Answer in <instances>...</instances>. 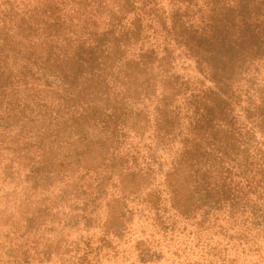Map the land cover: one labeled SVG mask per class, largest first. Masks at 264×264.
<instances>
[{"label": "trees", "instance_id": "16d2710c", "mask_svg": "<svg viewBox=\"0 0 264 264\" xmlns=\"http://www.w3.org/2000/svg\"><path fill=\"white\" fill-rule=\"evenodd\" d=\"M135 218L142 264L264 243V0H0V264H105Z\"/></svg>", "mask_w": 264, "mask_h": 264}, {"label": "rangeland", "instance_id": "374dc122", "mask_svg": "<svg viewBox=\"0 0 264 264\" xmlns=\"http://www.w3.org/2000/svg\"><path fill=\"white\" fill-rule=\"evenodd\" d=\"M142 222V220L139 221L135 218V220L133 221V228L135 229L133 233L134 236L128 238V241H125L124 244L123 241L118 243V239L112 240V244L117 247V250H125V252L119 254V256L117 255L116 257L111 258L105 264H142L136 258V252L134 250L136 241H147L146 233L143 234L140 232ZM189 229L185 234L176 237L175 247H173L169 251L165 247L155 248L157 252L160 251V258L157 260H152L151 262L145 264H178L175 262L176 260L170 254V252L178 248L179 245L183 243H186L188 245L189 250L185 254H183V256L187 257H181V263L179 264H264V243L260 239L256 238H254L255 243H252V238L255 235L256 230L252 231L249 234L248 239H246L245 241H239L237 239L236 241H238L239 243H237L236 241L228 243L224 238L208 235V237L212 238L213 240L210 243L212 247L215 244H219L221 247L219 252L212 253L209 252L208 249L201 250L199 249V246L197 248L195 247L196 241L195 239H192L191 236H189ZM148 233H151V231H149ZM164 244L165 243H163V245ZM205 244H207V241H205ZM255 245H257L258 247H256ZM255 248H257L259 252H257Z\"/></svg>", "mask_w": 264, "mask_h": 264}]
</instances>
